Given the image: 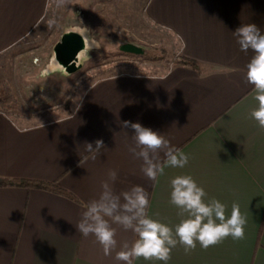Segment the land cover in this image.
<instances>
[{"label":"crops","instance_id":"crops-1","mask_svg":"<svg viewBox=\"0 0 264 264\" xmlns=\"http://www.w3.org/2000/svg\"><path fill=\"white\" fill-rule=\"evenodd\" d=\"M51 6V0H0V56L39 31ZM145 12L176 44L165 73L97 81L71 115L43 127L23 126L0 109V178L55 183L78 200L0 188V264H117L119 244L134 240L133 233L118 228V247L105 256L93 236L76 228L110 169L117 171L116 193L144 187L149 215L173 228L181 219L170 203L177 175L192 176L229 214L233 202L239 204L247 220L244 239L228 237L207 250L197 244L189 254L177 245L167 264H264V131L250 117L257 101L245 74L253 53L241 51L232 33L248 23L264 33V0H151ZM71 32L87 39L76 30L64 35ZM123 121L163 134L189 156L188 164L147 179L142 161L128 150L133 130L122 128ZM98 139L105 148L93 160L86 143L95 147Z\"/></svg>","mask_w":264,"mask_h":264},{"label":"clouds","instance_id":"clouds-1","mask_svg":"<svg viewBox=\"0 0 264 264\" xmlns=\"http://www.w3.org/2000/svg\"><path fill=\"white\" fill-rule=\"evenodd\" d=\"M67 3L68 0H55L57 8H63ZM232 33L241 51L253 53L245 74L246 83L253 86L257 101L250 117L264 131V33L255 23L242 24ZM61 70H65L64 66L52 57L40 75L47 79ZM121 127L133 130V144L128 150L135 159L142 161L141 172L147 179L155 182L166 167L182 169L188 164L189 156L172 146L163 134L138 122L123 121ZM86 148L93 153L92 159L95 160L105 145L102 139H98L95 147L86 143ZM116 179L117 171L110 169L107 179L101 183L99 195L87 204L76 228L85 238L93 236L105 256H111L118 247V228L133 233L134 240L119 244L114 257L117 264H134L141 258L167 264L177 245L189 254L197 244L207 250L228 237L233 240L245 237L247 220L239 204L233 202L229 214L227 206L216 198H209L205 189L190 175H177L170 181V203L178 209L177 215L181 217L174 228L149 215V193L144 187L135 185L116 193L112 186Z\"/></svg>","mask_w":264,"mask_h":264},{"label":"rangeland","instance_id":"rangeland-1","mask_svg":"<svg viewBox=\"0 0 264 264\" xmlns=\"http://www.w3.org/2000/svg\"><path fill=\"white\" fill-rule=\"evenodd\" d=\"M148 1L68 0L65 7L57 8L51 0L39 31L0 56V109L23 126H38L67 116L97 81L121 74L165 73L175 61L177 48L171 35L147 18ZM69 30L83 32L93 43L79 60L81 69L72 75L61 70L42 78V69L55 57L56 45ZM128 44L158 61L147 64L121 55V47Z\"/></svg>","mask_w":264,"mask_h":264},{"label":"water","instance_id":"water-1","mask_svg":"<svg viewBox=\"0 0 264 264\" xmlns=\"http://www.w3.org/2000/svg\"><path fill=\"white\" fill-rule=\"evenodd\" d=\"M87 51V43L85 38L76 32L63 35L61 41L54 49L55 57L64 66L67 74L72 75L81 69L78 65L81 56ZM121 52L125 54L143 56L144 50L128 44L121 47Z\"/></svg>","mask_w":264,"mask_h":264},{"label":"trees","instance_id":"trees-1","mask_svg":"<svg viewBox=\"0 0 264 264\" xmlns=\"http://www.w3.org/2000/svg\"><path fill=\"white\" fill-rule=\"evenodd\" d=\"M150 3V0L147 4ZM121 55L127 58H138L139 61L142 63H155L158 61V58L151 57V56H135L130 54L121 53ZM131 60V59H128ZM187 65L192 67H198V65L192 61H186ZM73 111L69 110V115H71ZM0 188H21L27 190H40L49 193H53L59 195L61 197L67 198L71 201L78 202L77 198L72 195L71 193L67 192L66 190L60 188L55 183L43 182V181H32V180H23V179H2L0 178ZM262 232H260L261 236Z\"/></svg>","mask_w":264,"mask_h":264},{"label":"bare ground","instance_id":"bare-ground-1","mask_svg":"<svg viewBox=\"0 0 264 264\" xmlns=\"http://www.w3.org/2000/svg\"><path fill=\"white\" fill-rule=\"evenodd\" d=\"M82 35V34H81ZM83 36V35H82ZM85 38V37H84ZM85 40H86V43H87V49H91L92 48V46H93V43H92V41H90V39H86L85 38ZM87 56V55H86Z\"/></svg>","mask_w":264,"mask_h":264}]
</instances>
